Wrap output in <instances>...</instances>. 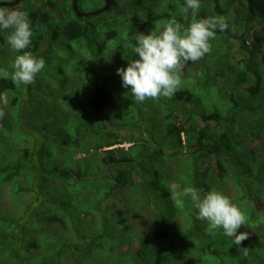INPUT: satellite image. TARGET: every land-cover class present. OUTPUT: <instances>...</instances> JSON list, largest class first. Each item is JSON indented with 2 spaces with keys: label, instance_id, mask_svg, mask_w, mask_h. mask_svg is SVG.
Returning <instances> with one entry per match:
<instances>
[{
  "label": "trees",
  "instance_id": "1",
  "mask_svg": "<svg viewBox=\"0 0 264 264\" xmlns=\"http://www.w3.org/2000/svg\"><path fill=\"white\" fill-rule=\"evenodd\" d=\"M44 1L46 9L15 5L33 26L26 51L45 60L34 83L13 81L17 53L0 32V70L9 72L0 75V188L10 185L16 201L30 195L14 212L0 207V264H264V35L253 23L264 27V0H201L200 17H224L229 28L217 31L209 54L177 70L183 83L171 98L143 103L116 73L133 43L117 35L124 27L131 39L171 17L187 26L183 0H109L92 21L72 0ZM117 4L146 18L114 19ZM83 152L94 154L78 160ZM169 179L225 195L230 182L247 239L236 246L222 230L210 233L189 202L171 199ZM118 190L130 210L150 211L146 233L129 223L140 213H118Z\"/></svg>",
  "mask_w": 264,
  "mask_h": 264
},
{
  "label": "clouds",
  "instance_id": "2",
  "mask_svg": "<svg viewBox=\"0 0 264 264\" xmlns=\"http://www.w3.org/2000/svg\"><path fill=\"white\" fill-rule=\"evenodd\" d=\"M200 8L201 0H183L179 12L182 18L190 17L187 26L171 17L162 27L152 28L147 33L137 31L131 37L133 43L127 52L130 58L126 59V66L116 69V73L121 78V86L131 93L136 103L149 98H171L183 83L177 70L209 54L210 41L216 38L217 31L229 28L224 17H200ZM5 30H8L6 44L17 53L10 64L11 78L20 85L34 83L37 75L45 69V60L26 51L33 37V26L27 13L0 7V32ZM0 75L7 77L9 72L0 70ZM169 192L172 200L189 202L195 218L206 222L210 233L222 230V234L236 246L247 239V232L238 231L247 226L245 215L221 191L201 192L193 186L172 183ZM244 254L247 255V248H244Z\"/></svg>",
  "mask_w": 264,
  "mask_h": 264
},
{
  "label": "rangeland",
  "instance_id": "3",
  "mask_svg": "<svg viewBox=\"0 0 264 264\" xmlns=\"http://www.w3.org/2000/svg\"><path fill=\"white\" fill-rule=\"evenodd\" d=\"M5 1H10V0H0V2H5ZM55 1H59V0H54ZM18 4V8H31L33 6L37 7L38 4L42 5L44 9L48 8L49 6L45 3L44 0H21ZM0 7H3L5 8L7 11H13L15 10L17 7L15 6H6V5H1ZM46 7V8H45ZM102 7V0H79V9L81 12H89V11H92V10H96V9H99ZM17 10V9H16ZM122 13H126L127 15H130L132 16L133 20L136 18L137 20H139V22L141 23V21H143L145 18H146V14L144 13V10L140 7L138 8H135V9H132V10H129L126 8V6H124L123 4H117L116 7L113 8L112 10V14L114 15V19L116 17H120L119 15H121ZM54 14L57 15V10L54 11ZM84 20L86 21H92L93 20V17H91V15H87L84 17ZM133 20H130L129 22H132ZM128 22V24H130ZM135 22V21H133ZM256 26H258V30L264 35V27L263 25H258L257 23L253 22ZM119 24L118 23H113L111 25L110 28H116V29H120V25L118 26ZM131 25V24H130ZM108 29L107 26H103L102 27H97V31L98 32H106V30ZM127 33V29L126 28H121L119 30V33L117 35V37L121 38L122 40L127 37L128 40H123L124 41V44L125 45H128L129 43H132L131 39H130V36L129 35H126ZM104 37V35H102ZM116 38L114 37H110L107 42L110 43V50L113 49L114 47V44H116ZM225 38V35L223 33H218V36H217V39L215 40V42L213 43V46H214V49L216 50V52H219L221 53L222 52V49H221V43L224 45L223 43V39ZM250 39L247 38L246 40V43L247 41H249ZM119 41H117L118 43ZM238 42H239V39L237 37H235V39H232V40H229V43H234L235 46L233 47V49L235 50V47H238ZM229 51V48L227 49ZM236 51V50H235ZM236 53V52H235ZM236 55L238 56V54L236 53ZM180 69V68H179ZM47 71L49 72L50 69H47ZM121 92V91H120ZM129 144L127 142H123L122 143V146H124L125 148L128 146ZM83 152V154H80V155H76L75 157L78 159V160H82L84 156L86 157H90L92 156V154L94 153H88V155ZM78 156H80L81 158H79ZM76 159V160H77ZM174 173H171V175H173ZM18 181L22 182V183H26L27 182V179H25L24 177H20L18 179ZM170 183L172 184L173 183V180L172 179H169ZM175 183V182H174ZM226 187H227V191H226V195L230 198L232 196L235 195V189L234 187L232 186V184L230 182H227L226 183ZM9 189H10V185H4L0 188V207L5 209V210H8L10 212H14L17 208H18V201L20 202H25V201H28L30 198H29V194L28 193H22L19 195V198L18 200L16 201L15 198H13L12 196H10L9 194ZM135 192H132L134 194H138L139 191L138 190H134ZM123 197V199H122ZM132 198V197H131ZM114 199L117 201L119 200L118 204H119V209L118 210V213L121 215V213H125V209H126V212L129 213L128 211L130 210V203H126V201L124 200V195H121V193L118 191H116L115 195H114ZM141 197H138V201H140ZM133 206V207H132ZM134 207H136L135 205H131V208L134 212L131 211L132 214H138V215H134L133 218L137 221L134 223L133 221H130V225L131 226H135L137 225L138 228H137V232L138 234H144L146 233L147 231V226L150 222V219L151 217L149 216V213L150 211L147 209L146 210V207L142 210H140V212H135V209ZM144 210V211H143ZM146 212V213H145ZM130 214V213H129ZM130 216L132 217V215L130 214ZM200 221H198L199 223ZM184 224V218H183V215L177 211L176 212V215L174 216V219H173V225L175 228H180L182 227ZM70 261H65L64 264H69ZM11 264V263H10ZM96 264H99V263H96Z\"/></svg>",
  "mask_w": 264,
  "mask_h": 264
},
{
  "label": "water",
  "instance_id": "4",
  "mask_svg": "<svg viewBox=\"0 0 264 264\" xmlns=\"http://www.w3.org/2000/svg\"><path fill=\"white\" fill-rule=\"evenodd\" d=\"M20 0H11V1H5V2H0V5H7V6H12L15 5L19 2ZM109 6V0H104V6L100 9H96V10H92L89 12H81L78 9L77 6V0H72V8L75 11V13L77 14L78 17L82 16V15H92V14H97L99 13L101 10H106Z\"/></svg>",
  "mask_w": 264,
  "mask_h": 264
}]
</instances>
